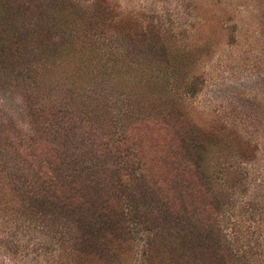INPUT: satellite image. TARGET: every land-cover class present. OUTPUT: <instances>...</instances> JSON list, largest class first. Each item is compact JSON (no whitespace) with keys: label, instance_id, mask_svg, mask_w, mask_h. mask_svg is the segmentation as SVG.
Instances as JSON below:
<instances>
[{"label":"rangeland","instance_id":"374dc122","mask_svg":"<svg viewBox=\"0 0 264 264\" xmlns=\"http://www.w3.org/2000/svg\"><path fill=\"white\" fill-rule=\"evenodd\" d=\"M77 1L92 21L104 16L116 26L110 42L128 57L125 74L137 79H130L132 88L97 94L109 133L98 130L91 141L83 124L55 126L38 118L39 104L15 84L18 74L0 76L2 160L34 156L44 166L101 160L87 167L101 187L89 202L101 214L119 203L126 224L113 227L119 231L114 255L127 264H200L188 249L194 244L190 251L196 250L195 235L207 228L230 241L219 252L223 264H236V251L246 264H264V0H68ZM124 24L129 34L122 39L118 25ZM32 82L31 75L27 87ZM76 94L80 104L82 93ZM161 131L177 134V145L197 159L207 152L200 190L189 177L188 189L164 190L161 179H177L170 167L179 163L157 160ZM157 175L155 190L146 180L154 183ZM116 189L119 197L112 196ZM15 190L0 180V264L78 260L71 249L80 244L72 242L76 233L66 218L52 223L42 201L30 210ZM151 190L176 195L156 208L147 202Z\"/></svg>","mask_w":264,"mask_h":264},{"label":"trees","instance_id":"16d2710c","mask_svg":"<svg viewBox=\"0 0 264 264\" xmlns=\"http://www.w3.org/2000/svg\"><path fill=\"white\" fill-rule=\"evenodd\" d=\"M87 13L86 9H78V1L76 4L68 0H0V76L18 74L15 84L23 88L28 99L39 104L38 118H43L44 121L48 119L55 126L73 127V124H83L87 130L82 134L92 141L94 133V137L98 133L103 132L102 136L109 133L100 112L102 109L97 105V102L101 103L102 96L99 99L97 94H109L120 85L128 84L132 88L129 82L133 80L130 79L136 81L137 75L125 74L127 68L124 60L128 57L110 42L113 33L117 31L114 30L116 26L111 27L112 24L104 16L94 22L91 20L92 15ZM127 27L129 26L125 24L124 27L118 25V31L123 32L122 39L129 34ZM138 41L142 39L138 38L136 44ZM143 51L144 48L142 52L134 53L143 55ZM145 54L150 59L148 50ZM31 75L33 82L27 87L26 80ZM63 89L64 99L61 97ZM78 91L82 93L80 104L77 103ZM119 93L118 97L123 94L120 88ZM176 135L161 131L158 139L162 155L157 160H177L179 163L174 164V168L173 164L170 167L172 170L176 169L174 174L177 179L174 176L161 179L164 190L174 189L172 184L177 190L188 189L190 181L187 177L192 179L194 189L199 185L200 190L206 175L203 164L210 157L204 152V157L197 159L191 151L177 145ZM201 142L202 139L197 142V147ZM77 143L82 145L78 140ZM243 146L245 149L248 143L243 141ZM245 154L244 151L242 155ZM32 157V162L9 158L2 160L0 157V180L4 179L7 188L16 189L28 200V209L32 210L37 202L42 201L47 209H41V212L52 223H57L61 217L66 218L65 222L76 233L72 242L80 244L75 249V244H72L71 254L79 255V259L72 260V263L127 264L114 255L119 231L114 232L113 227L122 229L126 224L119 203L114 204V207L111 203L106 207L107 213L101 214L89 202L90 196L96 191L98 194L101 187L97 186V179H94L92 171L87 170V167L92 161L99 164L101 160H70L59 166H44L43 160H32ZM158 178L154 183L148 179L146 181L153 189L158 190L160 177ZM3 187L1 186V190ZM114 191L116 193L113 192L112 196L119 197L121 190ZM139 191V200L143 202L142 187ZM158 192L161 194L156 195L152 190L149 192L147 202L150 206L157 208L161 203L167 206L172 204V196L176 193ZM208 229L201 235H195L194 240H197L198 246L196 250L190 251L194 246L191 244L188 254L195 255L200 264H223L227 259L219 252L223 250L222 245L226 249L228 246L230 248V241L225 233L219 234L216 230ZM213 235L217 238L213 239ZM257 245L259 246L255 241L253 252H256L254 248L257 249ZM237 254L236 264H246Z\"/></svg>","mask_w":264,"mask_h":264}]
</instances>
